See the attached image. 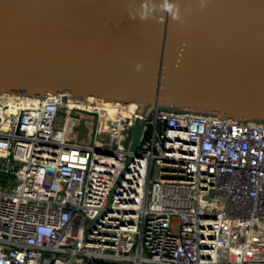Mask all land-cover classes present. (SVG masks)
Returning a JSON list of instances; mask_svg holds the SVG:
<instances>
[{
  "label": "built area",
  "instance_id": "2783aa9c",
  "mask_svg": "<svg viewBox=\"0 0 264 264\" xmlns=\"http://www.w3.org/2000/svg\"><path fill=\"white\" fill-rule=\"evenodd\" d=\"M0 264H264V122L0 94Z\"/></svg>",
  "mask_w": 264,
  "mask_h": 264
},
{
  "label": "water",
  "instance_id": "95a60500",
  "mask_svg": "<svg viewBox=\"0 0 264 264\" xmlns=\"http://www.w3.org/2000/svg\"><path fill=\"white\" fill-rule=\"evenodd\" d=\"M3 93L264 122V0H0Z\"/></svg>",
  "mask_w": 264,
  "mask_h": 264
},
{
  "label": "rangeland",
  "instance_id": "374dc122",
  "mask_svg": "<svg viewBox=\"0 0 264 264\" xmlns=\"http://www.w3.org/2000/svg\"><path fill=\"white\" fill-rule=\"evenodd\" d=\"M79 138H83L87 134V129L83 124H80L77 128Z\"/></svg>",
  "mask_w": 264,
  "mask_h": 264
}]
</instances>
